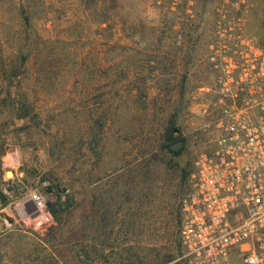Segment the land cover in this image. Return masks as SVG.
Returning <instances> with one entry per match:
<instances>
[{
    "label": "rangeland",
    "instance_id": "obj_1",
    "mask_svg": "<svg viewBox=\"0 0 264 264\" xmlns=\"http://www.w3.org/2000/svg\"><path fill=\"white\" fill-rule=\"evenodd\" d=\"M249 40L264 0H0V264H185L215 59Z\"/></svg>",
    "mask_w": 264,
    "mask_h": 264
},
{
    "label": "built area",
    "instance_id": "obj_2",
    "mask_svg": "<svg viewBox=\"0 0 264 264\" xmlns=\"http://www.w3.org/2000/svg\"><path fill=\"white\" fill-rule=\"evenodd\" d=\"M220 47L213 137L194 159L182 200L183 259L264 264V42ZM30 199L41 215L26 220L52 219L42 195Z\"/></svg>",
    "mask_w": 264,
    "mask_h": 264
},
{
    "label": "trees",
    "instance_id": "obj_3",
    "mask_svg": "<svg viewBox=\"0 0 264 264\" xmlns=\"http://www.w3.org/2000/svg\"><path fill=\"white\" fill-rule=\"evenodd\" d=\"M170 139H171L172 142H176V141H178L179 138L175 136V132H172V134H171V138H170ZM10 147H11V146H8V148H6V149L2 152V155L7 154L8 150H10ZM189 173H190V172H189ZM187 177H188V176H187ZM52 211H53L52 213H53L54 215H57V212H56L55 210H52Z\"/></svg>",
    "mask_w": 264,
    "mask_h": 264
}]
</instances>
